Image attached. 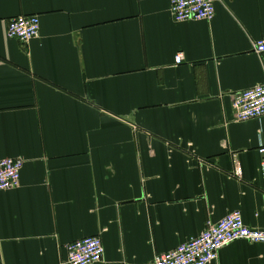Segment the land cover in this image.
<instances>
[{"label":"crops","instance_id":"0c3cea01","mask_svg":"<svg viewBox=\"0 0 264 264\" xmlns=\"http://www.w3.org/2000/svg\"><path fill=\"white\" fill-rule=\"evenodd\" d=\"M215 8L178 23L170 0H0V160L25 162L0 191V264H67L91 236L98 264H154L234 211L264 230V117L232 105L264 84V0ZM23 15L41 21L26 45L7 36ZM212 264H264V244Z\"/></svg>","mask_w":264,"mask_h":264},{"label":"built area","instance_id":"2783aa9c","mask_svg":"<svg viewBox=\"0 0 264 264\" xmlns=\"http://www.w3.org/2000/svg\"><path fill=\"white\" fill-rule=\"evenodd\" d=\"M216 0H170V13L178 23L214 20ZM41 21L39 16H18L13 18L7 29L9 39H16L26 45L40 37ZM256 51L264 54V40L256 43ZM179 54L175 64L183 63ZM233 109L239 122L264 117V84L240 92L233 97ZM264 156V148L259 150ZM21 158L0 160V191L20 188L21 173L24 167ZM261 178L264 191V159L261 163ZM247 241L264 244V230L250 228L245 224L240 211H234L216 224L209 225L199 236L191 238L176 249L157 255L154 264H212L226 246ZM105 255L100 237L91 236L76 240L67 246V264H98Z\"/></svg>","mask_w":264,"mask_h":264}]
</instances>
